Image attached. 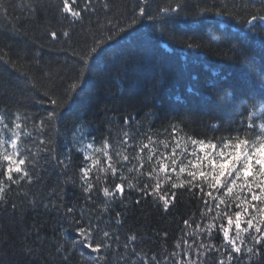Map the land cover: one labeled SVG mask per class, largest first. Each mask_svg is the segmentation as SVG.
<instances>
[{"label":"trees","instance_id":"16d2710c","mask_svg":"<svg viewBox=\"0 0 264 264\" xmlns=\"http://www.w3.org/2000/svg\"><path fill=\"white\" fill-rule=\"evenodd\" d=\"M179 3L165 16L163 9L177 0H69L81 12L73 18L63 0H0V116L10 127L20 116L18 143L29 149L17 157L27 156L29 176L9 184L0 201V264H96L98 257L100 264H141V257L151 264L153 256L157 264H173L171 254L193 241V261L200 248V264H227L223 252L200 247L223 248L224 206L216 210L212 200L206 206L198 189H171L170 183L187 180L186 173L171 181L153 173L161 194L176 192L167 211L139 187L155 183L147 173L174 147L179 157L181 149L193 151L194 139L219 143L253 134L249 125L253 119L258 125L264 113V21L251 17L264 15V0ZM53 98L63 103L57 118L48 120ZM104 142L112 161L95 151ZM144 144L149 147L140 152ZM123 155L130 157L127 163ZM86 157L99 163L91 166ZM109 163L117 168L115 177ZM86 165L91 192L81 179ZM6 169L0 157V181L6 182ZM116 183L124 184L123 195L105 197L103 188L112 191ZM236 210L231 204L229 214ZM89 223L96 242L109 232V248L95 253L81 243L79 228ZM208 223L215 225L210 236ZM244 239L246 247V234ZM237 261L264 264V249L251 258L237 254Z\"/></svg>","mask_w":264,"mask_h":264},{"label":"snow or ice","instance_id":"6c2138e0","mask_svg":"<svg viewBox=\"0 0 264 264\" xmlns=\"http://www.w3.org/2000/svg\"><path fill=\"white\" fill-rule=\"evenodd\" d=\"M74 2V0H73ZM148 0H145V5ZM180 9L179 0H177L176 7L168 6L163 9L165 16L170 13H174ZM63 11L70 13L73 18L81 16V12L69 5V0H63ZM145 7L139 8V14L144 15ZM264 21V15H252L251 21ZM53 39L57 38V33L52 31L50 33ZM63 37H68L69 33L64 31L61 33ZM92 52L96 51V48L91 49ZM85 61L87 56L82 57ZM77 85L73 84L72 88H76ZM47 95V93H45ZM67 97H65V100ZM63 101H58L53 98L51 104L56 107L53 109L52 114L48 117V120H55L56 109H58ZM261 122L257 125L255 119L252 124L249 125L252 128L253 134L247 132L241 135L229 136L227 138H221L219 143L206 142L203 139H194L191 141L193 151L190 153L186 148L181 149L180 156H177V149L174 147L171 150L170 155L161 154L156 158V167L147 173L149 179H154V184H142L139 187V191L143 196L153 195L158 201L162 202V207L165 211L168 210L169 205L173 203L176 198V192L172 191L171 196L167 194H161V180L154 176V172L164 173V179L171 181L173 174L178 179L182 174H187V180L180 183H170V188L175 190L181 187L187 189H198L203 194L204 203L209 205L210 200L216 201L214 207L219 210L221 206H224V216L227 219V227L220 225V231L222 232V239L224 241L223 248H217L215 245H208L201 242L200 247L205 252L212 251L215 253H221L226 255L227 264H233V258L237 254L246 252L248 257L251 258L254 255L260 254L261 249H264V113H261L259 117ZM44 121H41L43 124ZM219 128V125L217 126ZM258 129V131H256ZM10 133L8 139H5V135ZM23 134L22 125L20 123V116H16L15 121L11 127L9 123L5 122L4 116H0V157L7 162V169L3 172L6 177V182L0 181V201H3L5 189L9 184H19L20 181L29 176L28 171L24 170V165L27 156L24 158H17L21 156V152H28L29 149L23 147L21 143ZM175 134V133H174ZM127 144V140L124 141ZM178 143V142H177ZM10 145V150L6 147ZM40 145H44L43 139L39 140ZM89 149L93 148L90 143L87 145ZM149 146L144 144L140 147L139 151L143 152ZM107 148V142H104V147L96 148L97 153H101L109 161H112V156L108 155L105 150ZM117 162L121 160L120 153L116 154ZM153 152H149L148 160H153ZM191 158H188V157ZM92 160V165L95 166L99 163L98 159L86 157ZM130 157L128 155L122 156V161L127 163ZM167 161V162H165ZM86 165L81 168V179L84 182V191L91 192L92 183L89 180L90 167ZM143 168V164H140ZM107 170L111 171L113 176L117 175V168L109 163ZM15 174V176H14ZM122 179V177H121ZM129 189L133 185H128ZM205 187L208 189L205 192ZM151 189V192H149ZM124 184H114V189L109 190L108 187L103 188V195L109 198H115L122 196L124 193ZM214 191L216 195H214ZM228 198L227 202L226 199ZM235 204L236 211L229 214L231 204ZM212 207H208V211L212 212ZM69 212L72 209H68ZM187 223V221H185ZM235 226V235L230 236V230L232 226ZM215 227L213 223H208L204 229L205 233L211 235V230ZM95 229L92 228L89 223L87 227L81 226L79 228V234L83 237L81 241L87 248L91 249L95 253H100L102 248H109L107 243L109 238V232L104 231V239L96 242L90 237ZM247 235L248 245L245 247L244 235ZM133 241L136 240V236H132ZM195 245V241L188 246L182 253H172L171 258L173 264H200L199 257L201 255L200 248L195 249L196 260L192 259V248ZM179 247V245L177 246ZM136 253L133 252V255ZM103 257L96 259V264H100ZM141 264H147V261L141 257ZM151 264H157L156 257H151ZM165 264H168L165 261ZM216 264H226L224 259H219ZM238 264V261H237Z\"/></svg>","mask_w":264,"mask_h":264}]
</instances>
